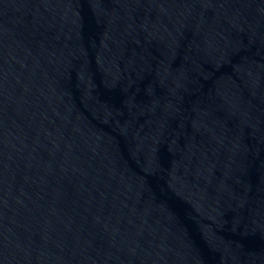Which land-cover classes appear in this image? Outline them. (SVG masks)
I'll list each match as a JSON object with an SVG mask.
<instances>
[{
	"label": "water",
	"instance_id": "obj_1",
	"mask_svg": "<svg viewBox=\"0 0 264 264\" xmlns=\"http://www.w3.org/2000/svg\"><path fill=\"white\" fill-rule=\"evenodd\" d=\"M0 264H264V0H0Z\"/></svg>",
	"mask_w": 264,
	"mask_h": 264
}]
</instances>
